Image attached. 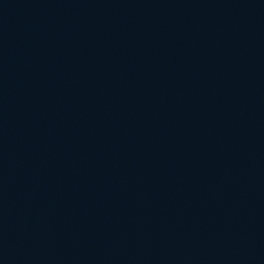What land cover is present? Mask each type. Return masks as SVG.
I'll use <instances>...</instances> for the list:
<instances>
[{
  "label": "water",
  "instance_id": "95a60500",
  "mask_svg": "<svg viewBox=\"0 0 264 264\" xmlns=\"http://www.w3.org/2000/svg\"><path fill=\"white\" fill-rule=\"evenodd\" d=\"M0 264H264V0H0Z\"/></svg>",
  "mask_w": 264,
  "mask_h": 264
}]
</instances>
